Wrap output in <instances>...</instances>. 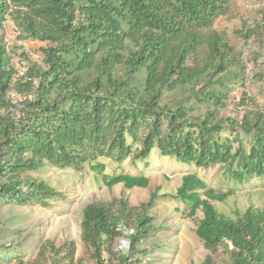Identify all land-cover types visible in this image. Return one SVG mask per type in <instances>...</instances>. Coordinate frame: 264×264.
<instances>
[{
  "label": "trees",
  "instance_id": "trees-1",
  "mask_svg": "<svg viewBox=\"0 0 264 264\" xmlns=\"http://www.w3.org/2000/svg\"><path fill=\"white\" fill-rule=\"evenodd\" d=\"M230 1L0 0V26L9 17L22 38L47 42L42 64L26 59L20 73L0 38V198L48 206L57 191L20 177L46 162L75 170L87 164L108 188L147 187L144 175L104 173L99 158L146 159L154 147L197 167L226 165L238 183L264 177V112L254 110L239 123L219 116L226 102L212 88L217 74L238 63L232 45L211 29ZM258 26L242 37L253 36ZM115 65L122 75H113ZM188 85L196 103L213 109L190 114L182 102L161 104L164 91ZM238 128L252 138L248 150L221 136ZM229 194L187 173L170 196L186 205L187 217L201 212L195 234L209 251L205 264H264V209L249 206L234 218L224 215L211 201L224 202ZM156 197L157 189L140 208L118 199L84 206L80 239L94 264H105L104 251L118 264L140 262L137 246L153 229L147 208ZM118 237L129 241L126 254L112 250ZM220 248L215 260L211 253ZM74 250L73 241L46 240L27 264H71Z\"/></svg>",
  "mask_w": 264,
  "mask_h": 264
},
{
  "label": "rangeland",
  "instance_id": "rangeland-1",
  "mask_svg": "<svg viewBox=\"0 0 264 264\" xmlns=\"http://www.w3.org/2000/svg\"><path fill=\"white\" fill-rule=\"evenodd\" d=\"M263 16L264 0H231L227 13L217 17L211 27L223 35L235 50L238 63L228 66L226 72L217 74L212 88L221 91L226 102L219 109V116L235 118L238 123L243 117L250 116L254 110L264 112ZM258 25L263 26V29ZM255 26H258L257 33L250 38L242 37ZM0 38L7 49L8 59L17 72H25L26 59L42 64L41 49L47 42L22 38L9 17L1 23ZM257 53L259 57H255ZM197 56L203 57L201 50L197 52ZM112 73L120 76L123 68L115 65ZM143 75L141 72L136 79L142 82ZM192 86L164 91L161 104L182 102L190 114H203L207 109H213L210 104L200 105L194 101ZM9 95L16 99L13 92ZM221 136L241 141L245 150L252 143L251 136L239 128L236 132L224 130ZM127 141L132 144L133 149L138 147L130 136H127ZM237 142H234L235 147ZM99 161L104 164L103 172L108 175H144L149 178V185L128 189L116 184L108 188L102 175L93 173L87 164L80 170H75L71 167L59 168L46 162L36 170L24 171L20 174L23 180L44 183L54 188L57 194L47 200L48 206L37 202L23 204L13 199L0 198V264H27L36 256L40 244L46 240L58 244L73 241L75 250L71 264H94L80 239L84 206L118 199L129 207L140 208L155 189L157 197L147 208V213L153 217V229L138 243L137 257L140 262L137 264H205L209 251L195 234L201 212L198 210L193 217H187L186 205L170 196L187 173L196 174L217 191H230L224 202L211 201L224 215L234 218L237 212H242L249 206L264 209V177H254L238 183L230 177L226 165L197 167L193 163L180 162L173 156H163L156 147L146 159L128 157L122 162H116L100 157ZM120 228L125 235L129 234V231ZM112 250L116 254H126L130 250L129 241L124 237L116 238ZM222 252L220 248L217 253H211V256L219 260ZM103 258L105 264H118L116 256L109 255L106 251L103 252Z\"/></svg>",
  "mask_w": 264,
  "mask_h": 264
}]
</instances>
